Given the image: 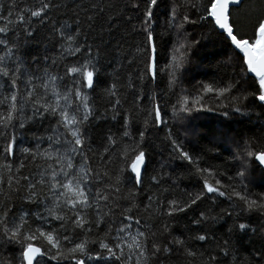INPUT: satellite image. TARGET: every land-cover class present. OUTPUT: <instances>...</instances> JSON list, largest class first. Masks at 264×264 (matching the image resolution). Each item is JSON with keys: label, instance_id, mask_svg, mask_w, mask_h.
I'll list each match as a JSON object with an SVG mask.
<instances>
[{"label": "snow or ice", "instance_id": "obj_1", "mask_svg": "<svg viewBox=\"0 0 264 264\" xmlns=\"http://www.w3.org/2000/svg\"><path fill=\"white\" fill-rule=\"evenodd\" d=\"M0 264H264V0H0Z\"/></svg>", "mask_w": 264, "mask_h": 264}, {"label": "trees", "instance_id": "obj_2", "mask_svg": "<svg viewBox=\"0 0 264 264\" xmlns=\"http://www.w3.org/2000/svg\"><path fill=\"white\" fill-rule=\"evenodd\" d=\"M215 50L218 52L224 51L223 49H221L219 47L218 44H217ZM224 58H225V56H223V55L217 57V59H224ZM211 63L213 66L207 69L206 74L193 73L192 75H190L188 77V79H192V77L195 76V80H204L205 82H210L212 79L219 78L221 75H223V73L219 72L215 67L216 60H212ZM195 80H193V82H195ZM205 115L212 118V120H214V121L222 119L221 117H218L215 113H208ZM253 119H255V117H253ZM257 147H259V145H257ZM157 155L158 156L163 155V153H158ZM217 163H219V161H217ZM256 171H257V176H259V169L257 168ZM254 190L260 191L261 189L254 187ZM250 221L254 225L258 222L255 216L251 217ZM260 243H261L260 240L257 237L252 236L251 234H249L247 236H242L240 241H239V244H238V248H239L238 256L240 258H243L245 256H250L253 251H255L256 249H258L260 247Z\"/></svg>", "mask_w": 264, "mask_h": 264}, {"label": "water", "instance_id": "obj_3", "mask_svg": "<svg viewBox=\"0 0 264 264\" xmlns=\"http://www.w3.org/2000/svg\"><path fill=\"white\" fill-rule=\"evenodd\" d=\"M258 163V162H257Z\"/></svg>", "mask_w": 264, "mask_h": 264}]
</instances>
